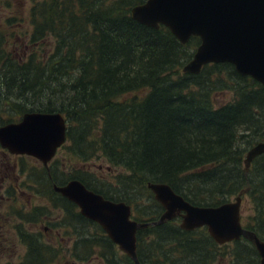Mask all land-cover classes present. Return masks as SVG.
<instances>
[{"label": "trees", "instance_id": "16d2710c", "mask_svg": "<svg viewBox=\"0 0 264 264\" xmlns=\"http://www.w3.org/2000/svg\"><path fill=\"white\" fill-rule=\"evenodd\" d=\"M143 1L30 0V31L20 54L8 49L15 31L7 38L0 33V126L27 112L60 113L66 122L60 149L69 162L101 158L123 172L105 182L80 168L65 174L56 161L26 167L18 156L16 172L26 176L0 186V243L9 244L10 256L22 250L12 264H133L97 224L53 192L71 179L129 205L140 223L162 213L149 184L168 185L203 207L241 193L249 206L243 227L264 240V153L246 171L242 164L246 151L264 141V88L227 63L182 72L198 41L182 45L163 26L132 20L130 8ZM226 93L230 98L217 104ZM178 223L137 231V262L258 263L247 241L218 246L204 227L187 232ZM43 227L57 233L52 242ZM61 234L69 242L63 253L56 245Z\"/></svg>", "mask_w": 264, "mask_h": 264}, {"label": "water", "instance_id": "95a60500", "mask_svg": "<svg viewBox=\"0 0 264 264\" xmlns=\"http://www.w3.org/2000/svg\"><path fill=\"white\" fill-rule=\"evenodd\" d=\"M135 22L152 29L165 27L180 44L196 37L199 44L182 72L198 74L208 64L227 63L240 76H248L264 88V0H145L130 8ZM66 122L60 113L27 112L15 123L0 126V148L14 156H27L43 167L65 142ZM264 153V141L250 147L243 158L246 171L251 161ZM155 202L162 208L158 219L140 223L131 219V209L85 188L72 179L53 192L73 203L80 216L94 222L108 240L133 264L136 232L179 218V228L204 227L216 245L243 239L264 264V240L241 225V193L214 207L191 205L168 185L149 184Z\"/></svg>", "mask_w": 264, "mask_h": 264}, {"label": "rangeland", "instance_id": "374dc122", "mask_svg": "<svg viewBox=\"0 0 264 264\" xmlns=\"http://www.w3.org/2000/svg\"><path fill=\"white\" fill-rule=\"evenodd\" d=\"M31 2L30 0H0V33L4 38H7L10 34V32L13 30L15 31L14 35V48H12L10 45L8 46V49L11 50V52L14 55L20 54L22 49L18 48L20 47V42L24 43V37L27 36V34L30 31V27L28 26L27 22V14L28 10H30ZM9 20H13V23L10 24ZM24 36V37H23ZM229 94H221V97L218 96L215 98V102L217 104L224 103L229 99ZM23 162L26 164L25 166H33L37 165L41 167L40 163H38L35 159L30 157H22ZM52 161H56L57 165L60 167L61 170L65 174H72L71 169L72 168H80L87 170L94 174L98 180L105 182H113L114 177L120 173H123L121 169H118L116 167L108 165L104 160L101 158H94L91 161H88L84 165L77 164L74 161L69 162L68 155L66 152H64L61 149H58L54 158ZM51 161V162H52ZM69 163V164H68ZM19 160L17 156L9 155L5 151L0 149V186H10L13 183L19 184L20 181L26 176L24 173H19V171L16 172L17 166L19 167ZM243 164V163H242ZM233 198H231L229 201H232ZM39 202H34V204H38ZM41 203H43L41 201ZM44 204V203H43ZM248 206L247 199L244 200V198L241 199V205H240V215H241V224L243 226V217L245 214L248 213ZM56 216V215H54ZM39 226V225H38ZM37 230L39 227L36 228ZM34 230V228H32ZM2 234L6 237L7 233L5 231L2 232ZM42 234L45 235L48 239L52 240L54 237H56V232H50L46 230V227H43ZM4 241V239H2ZM2 245V243H0ZM57 246H60L62 253L65 252L69 248V242L64 238V235L61 234V236L57 239ZM6 246H9V244L2 245L0 248H2V254L0 257V264H12L15 263L16 260L22 256V250L20 252H15L14 255L10 256L11 251L6 249ZM222 246V245H221ZM10 247V246H9ZM8 247V248H9ZM6 249L3 251V249ZM67 256V255H66ZM225 257V255H224ZM12 259V260H10ZM69 264H72L71 262ZM91 264V263H89ZM93 264H101L97 260H93Z\"/></svg>", "mask_w": 264, "mask_h": 264}, {"label": "flooded vegetation", "instance_id": "af4514ba", "mask_svg": "<svg viewBox=\"0 0 264 264\" xmlns=\"http://www.w3.org/2000/svg\"><path fill=\"white\" fill-rule=\"evenodd\" d=\"M191 38H195V39L198 41L197 44L199 43V40H198V38H196V37H190V38L187 40V42H188ZM187 42H186V43H187ZM186 43H185V44H186Z\"/></svg>", "mask_w": 264, "mask_h": 264}]
</instances>
